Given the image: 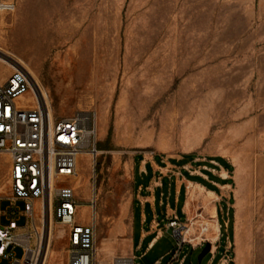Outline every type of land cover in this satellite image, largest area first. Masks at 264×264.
<instances>
[{"label": "rangeland", "instance_id": "1", "mask_svg": "<svg viewBox=\"0 0 264 264\" xmlns=\"http://www.w3.org/2000/svg\"><path fill=\"white\" fill-rule=\"evenodd\" d=\"M0 31L2 46L41 82L55 119L96 117L99 153L80 162L71 183L83 206L97 194L98 247L106 239L113 252L104 258L126 250L134 214L136 264L172 261L179 241L170 223L184 220L161 219L163 235L147 251L152 237L141 242V208L133 209L134 164L158 157L180 166L173 161L188 157L186 174L212 167L231 177L230 264H264V0H17L12 12L0 8ZM217 157L230 168L211 166ZM196 190L184 237L213 224ZM53 229L47 264H67L63 228L54 221ZM202 250L184 246L181 260L199 264Z\"/></svg>", "mask_w": 264, "mask_h": 264}, {"label": "built area", "instance_id": "2", "mask_svg": "<svg viewBox=\"0 0 264 264\" xmlns=\"http://www.w3.org/2000/svg\"><path fill=\"white\" fill-rule=\"evenodd\" d=\"M16 6L17 0H0L2 10L12 12ZM2 59L12 62L14 70L5 76L0 73V203L4 200L10 203L6 210H0V262L45 264L51 212L38 207V203L52 198L53 220L63 228L61 239L67 264H136L132 255H116L110 260L99 255L96 194L88 206H83L70 183L78 175L80 156L99 153L96 117L90 112H79L52 119L41 95L36 96L37 107L28 106L24 97L33 93L34 78L0 52V62ZM3 181L6 192L2 190ZM19 202L24 205L22 209ZM83 207H88V212H83ZM4 216L8 225L1 224ZM22 219L26 222L19 226ZM170 227L179 241V249L169 264H184L183 226L173 219ZM17 247L24 251L21 258L12 256Z\"/></svg>", "mask_w": 264, "mask_h": 264}, {"label": "crops", "instance_id": "3", "mask_svg": "<svg viewBox=\"0 0 264 264\" xmlns=\"http://www.w3.org/2000/svg\"><path fill=\"white\" fill-rule=\"evenodd\" d=\"M102 151L104 152L106 149ZM209 163L211 166L215 164L223 170H226L215 161L209 160ZM177 164H179V161H177ZM185 166L186 164L184 163H181L180 166H174L172 162L167 163L163 158L158 157L149 161L140 159L139 162H135L133 171L134 196L139 202L134 199L133 209L136 205H139L141 208L142 230L140 240L143 242L148 237H152L147 251L153 250L163 235L161 223L169 220V217L172 215L184 220L182 221L183 232H191V224H189L190 215L187 207L190 188L197 187V202L204 203L208 199L209 205H207V208L211 209V221L213 224H210V226L207 224L204 225L206 229L201 234L197 232L190 234L189 237H185L186 244L184 246L192 249V251H199L205 247L207 242H210L212 249L207 264H230L231 258L229 251L231 248V240L229 230L230 225H233L229 219V211L232 207L231 177L229 175H223L220 171L215 173L216 169L212 167H203L208 169L205 172L192 173L189 171L186 174L184 170ZM170 167H176L178 170H170ZM142 192L146 196H143ZM192 197L195 198V195L192 194ZM211 203H213L212 206ZM148 209L150 210L152 218L150 223L147 213ZM161 219L162 222L160 221ZM203 221L204 219L199 220V222ZM147 224L149 225V229H145ZM186 226L189 229L186 230ZM165 228L167 229L166 224ZM133 233L134 214L132 216V231L131 237L129 238V245L121 253H118L117 248H115L116 255H132L135 257L134 251L136 247L134 245ZM202 234L204 238L201 239ZM99 252L103 256V252L113 254L111 253L112 250L108 240H102L99 246ZM161 259L156 261L155 264H160ZM105 260H108V255Z\"/></svg>", "mask_w": 264, "mask_h": 264}, {"label": "bare ground", "instance_id": "4", "mask_svg": "<svg viewBox=\"0 0 264 264\" xmlns=\"http://www.w3.org/2000/svg\"><path fill=\"white\" fill-rule=\"evenodd\" d=\"M1 35H2V33L0 31V42L3 41V39L1 38ZM0 52L3 55H6V56L10 57L15 63L18 62L17 63L18 65H20L19 63H21L23 66L22 65H20V66L23 67L25 70H27L32 75V77L34 78L35 89H34L32 94L31 93L28 94L29 98H27L28 95H26L24 97V103L27 104L28 106L32 107V108H35V107H37V98H36V96L37 97L40 96V95L43 96L45 98L47 104H48V109H49L50 115H51L52 119H54L53 110H52V107L48 103V98H47V94L45 93V89H43V87L40 85L41 82H39L37 80L36 76H34L35 73L31 70L30 66L25 64L21 59L16 58L15 56L9 54L7 52V50H6V48L3 47L1 43H0ZM2 66L4 67V69H5L6 66L9 68L8 74L11 73L14 70V64L12 62L7 61L6 59H2V61L0 62V67H2ZM0 73L3 76H5L4 72H2L1 70H0ZM88 156L95 157L96 155L84 154V157H83V159H81L80 162H83V161L87 160ZM71 180H73L72 183H74L75 177H72ZM71 180H70V183H71ZM74 186H75V183H74ZM96 197H97V194H96ZM39 203H38V207H44L45 210L50 209V212H51V225H50V233H49V241L50 242H49V246H48V249H47L46 261H45V264H47L49 262V260L55 256V253L52 252L51 248H50V246L52 245V240H53L52 237H53V231H54V229H53L54 220H53V213H52L53 212V199L52 198L50 200L47 199V200L44 201V203H42V202H39ZM82 210L85 211V212H88L87 208H82ZM38 223H41V220L39 218H38ZM48 230L49 229L47 228V235H48ZM98 251H99V247H98ZM100 251H101V249H100ZM111 253H113V252H111ZM99 255H100V252H99Z\"/></svg>", "mask_w": 264, "mask_h": 264}, {"label": "trees", "instance_id": "5", "mask_svg": "<svg viewBox=\"0 0 264 264\" xmlns=\"http://www.w3.org/2000/svg\"><path fill=\"white\" fill-rule=\"evenodd\" d=\"M105 147V145H103V143H101L100 142V144H99V149L100 150H102V149H105L104 148ZM97 149H98V145H97ZM186 159H188V157H184L181 161H179V163H184L185 164V161H186ZM212 161H216V162H218L220 165H225L227 168H230V166L228 165V162L226 161V159H224V158H222V157H217L216 159H213ZM173 162H177V161H173ZM210 254V253H209ZM215 260H216V258H215ZM214 260V261H215ZM186 262V261H185ZM185 262H184V264H185Z\"/></svg>", "mask_w": 264, "mask_h": 264}, {"label": "water", "instance_id": "6", "mask_svg": "<svg viewBox=\"0 0 264 264\" xmlns=\"http://www.w3.org/2000/svg\"><path fill=\"white\" fill-rule=\"evenodd\" d=\"M212 244L207 242L205 247L203 248L201 254L199 255V264L202 263L203 259L211 252Z\"/></svg>", "mask_w": 264, "mask_h": 264}]
</instances>
